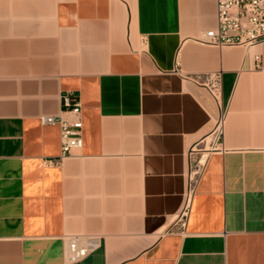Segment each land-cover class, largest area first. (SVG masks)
Wrapping results in <instances>:
<instances>
[{
    "label": "crops",
    "instance_id": "0c3cea01",
    "mask_svg": "<svg viewBox=\"0 0 264 264\" xmlns=\"http://www.w3.org/2000/svg\"><path fill=\"white\" fill-rule=\"evenodd\" d=\"M216 25L215 0H0V264H264V43L195 40ZM65 91L83 146L60 158L41 118ZM220 112L181 230L187 150ZM76 236L100 245L69 263Z\"/></svg>",
    "mask_w": 264,
    "mask_h": 264
},
{
    "label": "built area",
    "instance_id": "2783aa9c",
    "mask_svg": "<svg viewBox=\"0 0 264 264\" xmlns=\"http://www.w3.org/2000/svg\"><path fill=\"white\" fill-rule=\"evenodd\" d=\"M217 6V25L204 31L195 40L199 43L222 47H241L249 51L264 43V0H215ZM260 62V55H255ZM217 108L221 109V76L219 73L200 77ZM62 110L58 116H43V124H58L61 136L60 158L68 156L83 146V118L80 95L65 91L61 95ZM224 113L220 112L210 132L192 144L188 150L189 167L187 172V191L184 197L180 229L186 225L192 197L196 191L208 152L216 149L222 141ZM209 140L207 141V139ZM204 159V160H203ZM98 238L76 236L68 241L65 256L69 263L83 260L98 248Z\"/></svg>",
    "mask_w": 264,
    "mask_h": 264
},
{
    "label": "rangeland",
    "instance_id": "374dc122",
    "mask_svg": "<svg viewBox=\"0 0 264 264\" xmlns=\"http://www.w3.org/2000/svg\"><path fill=\"white\" fill-rule=\"evenodd\" d=\"M209 140V138L207 139V141Z\"/></svg>",
    "mask_w": 264,
    "mask_h": 264
}]
</instances>
